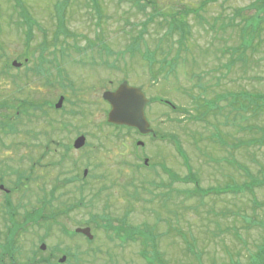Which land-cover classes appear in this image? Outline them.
Listing matches in <instances>:
<instances>
[{
    "label": "rangeland",
    "instance_id": "rangeland-1",
    "mask_svg": "<svg viewBox=\"0 0 264 264\" xmlns=\"http://www.w3.org/2000/svg\"><path fill=\"white\" fill-rule=\"evenodd\" d=\"M146 1L145 9L138 10L128 0H98L102 16L99 30L93 25L87 0H69L63 25L70 35L55 42V14L65 2L18 0L40 26L33 27L27 67L31 69L35 63L42 41H47L48 51L55 49L61 60L57 73L62 77L54 75L52 67L51 77L45 81L34 78L32 69L26 72L25 67L19 71L6 67L12 60L22 61L26 47L22 29L15 26L19 18L12 4L16 0H0V103L10 101L11 106L5 108L14 131L6 128L3 132L0 127V178L7 189L17 182L18 174L22 181L9 194V206L4 205L0 190V232H5L10 209L20 214L28 211L31 203L37 204V197L43 196L41 187L49 199L55 177L60 181L53 192L57 198L43 208V228L48 227L46 249L39 250L37 238L21 240L15 253L19 261L13 264H24V252L30 248L44 256L58 248L54 253L58 257L65 254L70 264L78 262L70 253L78 255L80 264H145L139 241H111L96 226L100 222H92L93 243L76 235L78 222L91 221L94 213H103L114 225L124 216L130 225H138L136 231L144 240L146 254L155 256L160 264L256 261L253 253L264 239V204L254 201L264 203V185L254 188L255 200L248 191L193 196V185L185 183L184 177L171 183L172 190L154 187L152 182L170 183L168 170L178 177L186 175L175 146L139 136L134 130L105 125L109 106L101 95L125 79L148 97L171 101L196 116L203 113V120H198L184 118L183 113L159 102L145 108L152 129L178 137L201 188L222 187L230 178L235 183L233 189L252 179L260 180L264 175V143L259 145L256 138L264 141V107L258 109L260 103L239 97V103L249 106L246 112H238L228 100L221 102L220 110L204 113L205 108H196L203 97L211 99L217 94H264V23L242 54V61L231 55V48L236 49L242 36V28L235 24L240 21L244 25L245 18L254 13L250 9L254 0L142 2ZM177 24H183L187 32L182 41L178 40L182 28ZM170 25L174 26L172 36L165 33ZM140 30L144 31L143 40L132 42ZM89 42L94 45L89 46ZM144 51L153 54V61L151 55L144 61ZM60 95L65 99L55 110ZM24 101L29 104L27 110ZM1 109L4 113V107ZM18 110L26 112L14 119ZM80 135L85 136V143L75 149L72 143ZM138 140L143 141V148L135 143ZM144 157L148 160L145 167ZM85 168L87 175L83 177ZM177 189L182 190L179 197ZM79 195L83 206L66 215L50 214L52 210L59 213L58 205L65 209L78 203ZM13 218V222H20L22 215Z\"/></svg>",
    "mask_w": 264,
    "mask_h": 264
},
{
    "label": "trees",
    "instance_id": "trees-1",
    "mask_svg": "<svg viewBox=\"0 0 264 264\" xmlns=\"http://www.w3.org/2000/svg\"><path fill=\"white\" fill-rule=\"evenodd\" d=\"M60 1L65 2V5H64L62 10L57 11L55 14V17L57 19L55 39H54L55 42L58 41L59 35H62L63 38H64V36L68 37L70 35V33L68 32L65 25H63V20H64L63 19V11L66 7V3L69 0H57L58 3H60ZM128 1H130L131 5L135 6L138 10L145 9V7L148 3L147 1H146V3L142 2L144 0H128ZM87 5L89 6V8L91 10H93V15L96 16L94 19V23L96 25H98L99 22H101V8L99 6L98 1L97 0H88ZM250 6H251L250 9H253L254 13L245 18L246 23L244 25L239 22V25L242 28V36H241L242 44H245V46H243V47L239 46L237 49L238 54H241V55L243 53H245V50L248 49L247 47L255 40V37L258 35V31L260 29H262V24L264 23V0H254V2ZM13 7H14L13 10H15L17 12L19 18L21 19V21L19 22V25H23L25 28L22 32L24 33V35L26 37V39H25L26 51L22 55V57H23V59H29L28 54L30 52L29 50L31 47V40H32L33 35H34L33 27L39 28L40 26H39V23L37 22V20L35 18H33L31 16V14L28 12V10L26 9L24 4L22 7V6L18 5V0H16ZM255 19H257L256 23L254 22ZM98 39H99V37H98ZM88 45L92 46L93 44H92V42H89ZM75 48H77V47H75ZM241 50H244V51H241ZM37 51H38V55L36 57V61L34 64H32L33 66L31 67V69L34 72V73H32L34 78H36V79L44 78L45 81L49 80L51 77V73H52L51 72L52 67L55 70V72H53V74L55 73L54 75H56L58 77H62L61 74L57 73V62L59 61L61 63V60H59L57 58L56 50L53 49L52 51L49 52L47 41H42L38 44ZM107 51L110 53H113V51H111L109 48ZM149 55H151L152 61H153V58H154L153 54H151L148 51H144V53L142 54V57H143V59L148 60V59H151V57ZM31 69H30V67H27V66L25 67L26 72L32 71ZM163 69H164V67H163ZM26 72L23 75V76H25V78L28 77ZM252 98L255 99L258 103H260L257 106L258 109H261L264 107V100H263L264 94L257 93ZM9 102H10L9 100H5L2 103H0V114H1V110H2L1 108L4 107V109H5L6 106L7 107L11 106V104ZM205 102L206 101L201 102V104L197 106L196 110H199L200 108H205L204 109L205 111H203L204 113H207L208 111H213L214 110L213 107L216 106V103L210 100V104L205 105ZM35 106L38 107V105H35ZM24 107L26 108V110H27V107H29V104L27 101H24ZM175 109H174L175 112H181V113L182 112H189L184 107H179V108L175 107ZM26 110L22 111V112L24 113V112H26ZM16 113H17V111H16ZM202 114L199 116H196V115H193L191 113H187V116H188V118H196V119H202L203 120ZM8 120L9 119L6 118V115H4V119L0 118V127L4 130L6 128H8L9 130L13 131L10 128L11 123ZM176 120L178 122H181V118H178ZM113 127L114 128H120V130L121 129H126L127 131L132 130V128H128V127H124V126H113ZM251 130H253V129L251 128ZM256 131H258V130H256ZM160 135H162V137H164V138L168 137L173 141L175 140V143H177L178 137L175 134L162 133ZM256 142L259 145H262L264 143V141H261L259 136L256 138ZM177 148L180 149V147L178 145H177ZM181 154L183 156V153H181ZM186 169H187V174L183 176L185 178V181L195 182L194 188L192 190H190V193L192 195L203 196V195L208 194L210 192H213L215 195H221L222 193H225V192L237 193V192L248 191L249 194L252 196V200H255L254 188L264 185V175H263L260 180L259 179L258 180L252 179V181L248 182L247 184H244L243 186L237 187L235 189H233L235 183L232 182L231 178H230L229 183L225 184V186L222 188H218V189H213L212 187L201 188L195 172L190 168L189 165H186ZM172 175L174 176L175 181L181 180L183 178V177L182 178L178 177L173 173H172ZM153 183L154 182H152V184ZM57 187H58V185L54 186L53 189L56 190ZM211 189H213V190H211ZM54 190H52L49 199H48V194H46V200L44 201V206L46 208L48 207V205H51L52 200L57 198V196L55 197V195L53 194ZM81 193H80V195H81ZM80 195H79L78 203H70L69 205H67L65 207V209H60V205H58L57 211L59 213L54 214V211L50 210L51 211L50 214L53 216L60 215V214L66 215L74 207L81 206V205L83 206L85 204V202L83 201L84 199H82L80 197ZM181 195H182V190L178 189V196H181ZM84 198H85V196H84ZM254 204L260 206V205H263L264 203L254 201ZM123 218H125V219H123ZM123 218L120 221L117 220L119 223L114 225V224H112V221L107 220V217L103 213H94V215L91 217V221H89V222L85 221V224L89 225V226L92 225V228L95 229L92 222H96V223L100 222V223L96 224V226L101 227L100 230H102V232H104L105 236L108 239H110L111 241L119 240L120 244L127 243L130 240L131 241L140 240V236L138 234L139 232L136 231L138 225H134V226L130 225L126 220L127 217L124 216ZM12 220H13V216L10 215L9 221L11 222ZM13 229L14 228L8 229L7 233L14 232ZM0 247H1V251L5 252L6 255H11V252H14L13 241L10 238H6L2 242H0ZM57 251H58V248L53 249V252H57ZM255 255L257 256V259H256V261L252 262V264H264V239L262 240V242L259 245H257ZM141 256L148 264H156V262H157V258L155 256H149L144 251H141ZM77 264H80L79 260H78Z\"/></svg>",
    "mask_w": 264,
    "mask_h": 264
},
{
    "label": "water",
    "instance_id": "water-1",
    "mask_svg": "<svg viewBox=\"0 0 264 264\" xmlns=\"http://www.w3.org/2000/svg\"><path fill=\"white\" fill-rule=\"evenodd\" d=\"M12 65L18 67L20 64L13 61ZM102 97L110 104V111L107 115L108 122L134 127L142 134L150 131L144 115V107L149 100L139 87H131L126 81H123L116 90L105 91ZM62 102L63 97L61 96L55 107L59 108ZM84 143L85 136L80 135L74 140L73 147L78 149L82 147ZM84 174H86V170ZM75 231L86 235L89 239L93 237L88 227L76 228ZM41 248L44 249L45 246L41 245ZM64 260L65 256L60 259V262Z\"/></svg>",
    "mask_w": 264,
    "mask_h": 264
},
{
    "label": "flooded vegetation",
    "instance_id": "flooded-vegetation-1",
    "mask_svg": "<svg viewBox=\"0 0 264 264\" xmlns=\"http://www.w3.org/2000/svg\"><path fill=\"white\" fill-rule=\"evenodd\" d=\"M16 185L21 186L22 181L17 179L16 183H13L11 188L16 189ZM6 189V188H5ZM8 190V189H7ZM3 198H4V205L9 206L10 202V190L8 191H3ZM38 204V206H37ZM37 204L31 203V207L29 208L28 211H24L21 214L16 211H12L10 209V213L13 215H22V220L20 222H12L13 224V230H15L12 233H7V232H0V238L1 239H6L10 238L13 241V247H14V252H11V255H6L5 252L0 251V264H9L12 262L16 263L18 262V257L15 256V253L18 252L19 247H20V241H26V240H31L32 238H37V241L42 239L45 236V232H39V230L44 229V219H43V208H42V203L37 201ZM13 209V208H12ZM28 217L32 218L29 221L26 220ZM27 253V256L25 257L24 264H59L57 260L59 259L57 254H53L50 252L47 256L41 255L40 251H33L32 248L27 249L24 254ZM8 259V260H6ZM66 260L62 263L65 264ZM21 263V262H20Z\"/></svg>",
    "mask_w": 264,
    "mask_h": 264
}]
</instances>
